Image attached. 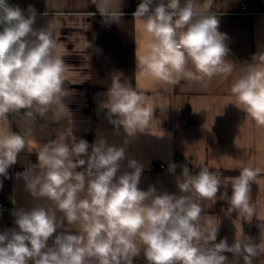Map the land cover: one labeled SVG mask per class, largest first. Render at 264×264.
<instances>
[{
	"label": "clouds",
	"instance_id": "9594fccd",
	"mask_svg": "<svg viewBox=\"0 0 264 264\" xmlns=\"http://www.w3.org/2000/svg\"><path fill=\"white\" fill-rule=\"evenodd\" d=\"M212 2L185 0L181 6L180 0H160L152 7L153 0H142L134 16L151 42L137 55L139 74L176 83L180 78L203 81L231 73L232 66L225 61L227 34L218 30L215 13L202 11ZM93 3L106 23L120 20L113 0ZM28 13L26 18L19 7L0 0V121L21 110L29 125L37 115L46 117L49 112L59 121L68 115L63 103L65 65L55 54L52 29L34 30L36 11L30 6ZM189 63L194 70H189ZM121 76H113L104 107L110 123L134 137L154 122V104L122 83ZM230 91L236 105L264 127V52L253 57ZM29 135L30 127L25 134L0 133V176L10 178L8 169L16 164ZM88 150L86 140L69 141L61 134L41 146L38 163L16 174L31 196L43 203L14 213L19 231L0 233V264H133L141 249L148 264H229L226 252L253 264V258L264 252V245L243 235L231 245L226 238L215 242L219 224L205 219L202 204L217 200L222 180L208 167L195 175L185 168L177 181L180 195L157 193L154 187L139 188L142 166L136 160L128 161L131 172L117 175L126 158L124 147L100 139L90 154ZM174 169V164L169 165L170 171ZM257 175V170L242 167L238 176L228 178L232 194L229 197L225 191L219 197L229 201L228 214L235 211L251 221L255 215L251 184ZM260 227L264 234V225ZM58 229L63 231L49 246Z\"/></svg>",
	"mask_w": 264,
	"mask_h": 264
},
{
	"label": "crops",
	"instance_id": "0c3cea01",
	"mask_svg": "<svg viewBox=\"0 0 264 264\" xmlns=\"http://www.w3.org/2000/svg\"><path fill=\"white\" fill-rule=\"evenodd\" d=\"M141 2L113 0V7L121 13L120 20L106 23L93 0H8L10 5L19 7L26 18L29 7L35 9L34 30L48 26L52 29L57 44L55 54L63 60L66 70L63 87L67 95L63 103L68 115L59 121L52 119L51 112L46 117L37 115L29 125L25 110H21L8 114L6 121H0V133L10 130L25 134L31 128V135L26 136L27 146L18 153L16 164L8 169L10 178L0 176L3 182L0 202L7 207L0 216V233L19 231L14 213L43 203L31 196L23 178L16 174L38 163L41 146L64 134L69 136V141L72 138L76 142L86 140L89 154L91 146L100 139H105L109 145L124 147L126 158L117 175L131 172L128 161L136 160L142 166L139 188L144 191L154 187L157 193L181 194L177 186L182 177L181 168L171 174L166 169L151 167L163 162L168 169L173 155H178L188 165L192 175L198 174L201 167H208L211 172L220 174L222 180L217 200L202 204L205 219L219 224L215 242L226 238L231 245L237 236L243 235L254 244L264 245L260 227L264 225V127L257 126L242 106L236 105L230 91L246 66L253 63V57L264 52V15H245L238 11L242 3L257 4L264 9V0H213L210 9H202L215 13L218 30L227 34L225 43L229 54L225 61L231 64L232 71L211 80L180 78L176 83L155 81L138 72L137 55L143 54L151 42L142 22L134 16ZM159 2L153 0L152 7ZM180 3L183 6L185 0ZM199 3L203 4L204 0ZM187 67L194 70L191 63ZM116 74H122V83L127 82L154 104V122L148 130L137 132L134 137H128L122 127L116 129L104 107ZM84 167L86 165L77 171H83ZM242 167L258 171L251 184V204L255 210L251 221L235 211L228 214L229 201L219 198L225 191L231 196L228 178L238 176ZM76 230L74 227L72 233ZM61 231L63 229H58L49 239V246ZM224 255L229 264H244L242 257L228 252ZM133 264H148L143 249L133 259ZM253 264H264V252L253 258Z\"/></svg>",
	"mask_w": 264,
	"mask_h": 264
},
{
	"label": "built area",
	"instance_id": "2783aa9c",
	"mask_svg": "<svg viewBox=\"0 0 264 264\" xmlns=\"http://www.w3.org/2000/svg\"><path fill=\"white\" fill-rule=\"evenodd\" d=\"M238 13L245 14V15H264V9H261L257 4H252L248 6L247 4L242 3ZM172 164L175 165L174 171H170L169 168L167 169L163 162H159L158 164H151V167H155L158 170L166 169L171 174H174L175 172H177L178 168H181L182 170H184L185 168L188 169V165L183 163L180 160V157L178 155H173ZM6 210H7L6 205L3 202H0V216H3Z\"/></svg>",
	"mask_w": 264,
	"mask_h": 264
}]
</instances>
